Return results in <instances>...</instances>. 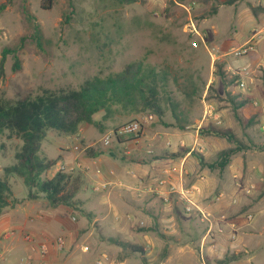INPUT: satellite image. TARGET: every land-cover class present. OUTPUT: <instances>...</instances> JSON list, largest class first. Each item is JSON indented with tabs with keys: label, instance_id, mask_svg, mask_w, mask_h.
Wrapping results in <instances>:
<instances>
[{
	"label": "rangeland",
	"instance_id": "rangeland-1",
	"mask_svg": "<svg viewBox=\"0 0 264 264\" xmlns=\"http://www.w3.org/2000/svg\"><path fill=\"white\" fill-rule=\"evenodd\" d=\"M42 1L47 0H0V7L5 5L0 10V59L3 48L16 46L19 39L30 32L22 13L23 5L35 16L45 37L42 50L32 41L25 43L20 52V71L12 70L13 57H7L5 75L0 78V98L14 102L41 94L46 89H79L89 78L107 76L145 58L147 63L167 76L168 94L171 102L177 105L176 113L180 121L186 125L198 124L206 111L215 107L223 122L217 127L232 131L236 140L250 144L248 147L252 150L257 146L264 148V12L255 15L251 10V7L263 8L258 0H138L124 6H117L111 0H52L48 10L41 7ZM230 1L232 4L218 7L217 15H210L216 2ZM65 13L70 14L69 21ZM190 22L196 25L202 39L187 32ZM214 26L218 34L214 32ZM258 33L260 39L254 51L243 57L233 54L234 49ZM194 42L197 47L193 46ZM243 67L250 70L246 89L239 87L238 73ZM233 98L247 101L244 111L234 110ZM169 104L165 105L163 118L176 126ZM103 115L104 112H100L93 117L102 124V128L90 125L82 133L85 143L94 144L98 150L112 149L115 141L110 147L101 143V139L112 131L136 120L143 126V117L150 114H118L107 121L103 120ZM224 122L228 124L224 126ZM209 123L202 127L204 133L211 131L213 122ZM142 134L143 127L138 139ZM219 139L223 141L224 138ZM22 144L15 137L9 138L8 132L0 133V179L9 184L11 195L8 202L12 206L18 203V199L28 198L29 194L21 178L5 173L6 167L15 164V154ZM67 146H74L72 135L48 132L39 156L57 163L42 178H51L56 174L61 148ZM77 172L73 171L74 174ZM247 172L242 178L243 183H254L257 191L246 195L245 203L249 209L252 208L254 219L242 237L249 248L254 249L255 256L253 260L246 256L239 263L231 264H264V153ZM85 188L83 186L80 191V199L95 197L90 185ZM91 206L87 203L84 208L92 211ZM126 212H123L125 216ZM212 213L224 214L233 220L232 215L225 212ZM79 216L88 219L83 212ZM112 218L113 215H109L108 220L112 221ZM16 233L18 235L19 231ZM101 233L104 234L102 231L95 234L100 237ZM107 234L116 236L115 231ZM135 243L143 244L138 238ZM135 255L128 264L144 262L142 251H137ZM18 257L15 254L16 260ZM73 260L72 264H93L97 259Z\"/></svg>",
	"mask_w": 264,
	"mask_h": 264
},
{
	"label": "crops",
	"instance_id": "crops-1",
	"mask_svg": "<svg viewBox=\"0 0 264 264\" xmlns=\"http://www.w3.org/2000/svg\"><path fill=\"white\" fill-rule=\"evenodd\" d=\"M213 29L218 34L217 27ZM245 107L238 110L244 111ZM210 109L211 116L184 130L165 118L146 115L140 139H122L110 150L99 149L103 154L98 156L85 154L94 144L85 143L82 133L90 125H82L73 135L74 146L61 148L58 171L62 167L81 171L85 189L90 185L95 197L83 200L79 192L77 206H51L42 195L34 200L23 197L14 206L9 205L0 216V264H22L21 259L27 256L37 263L42 259L43 247L48 249L46 264H72L73 258L91 257L102 259L103 264H128L137 251H142L144 258L139 264H202L198 252L201 245L206 264L241 252L251 253L247 259L253 260L255 251L242 237L252 222L244 219L252 208L245 203L244 189L248 185L242 178L248 169L252 170L264 148L252 150L245 143L223 171L202 166L200 157L205 163H214L221 150L236 145L227 138L221 141L200 134L209 122L215 127L223 123L215 107ZM255 191L256 185L252 194ZM183 192H190L191 201L202 209L232 215L235 229L228 223L225 235H216L213 241L205 239L206 225L196 211H185ZM87 203L92 211L84 208ZM81 212L88 219L81 218ZM109 215H113L112 221ZM136 217L141 219L135 222ZM96 231L104 234L98 237ZM112 231L116 236L107 234ZM27 235L34 241L26 242ZM58 237L65 239L61 250L55 243ZM137 238L142 245H136ZM122 242L129 246L124 248L119 244Z\"/></svg>",
	"mask_w": 264,
	"mask_h": 264
},
{
	"label": "trees",
	"instance_id": "trees-1",
	"mask_svg": "<svg viewBox=\"0 0 264 264\" xmlns=\"http://www.w3.org/2000/svg\"><path fill=\"white\" fill-rule=\"evenodd\" d=\"M117 6L130 5L138 0H111ZM232 4V2H216L210 13L214 16L218 7ZM52 0L42 1L43 9H50ZM5 5L0 7L3 9ZM257 15L264 12L263 8L251 7ZM22 13L27 21L30 32L19 39V44L14 47H5L0 59V78L5 75V62L9 55L13 57L12 70L18 72L22 68L20 52L27 41H32L42 50L44 33L30 9L22 6ZM67 21L70 14L65 13ZM172 98L167 90V76L162 70L140 59L126 65L121 71L107 76H94L87 79L79 89L44 90L41 94L27 96L17 101L0 98V133L8 132L9 138H17L23 142L20 150L15 154V164L5 168L6 175H15L21 178L29 189L28 199L34 200L44 196L52 206L67 205L77 206V195L85 185V177L81 171L59 170L51 179L42 178L43 174L56 165V161L39 156L41 144L49 131H57L67 135H76L82 125H95L102 128L99 121L94 120V115L104 112L103 120L107 121L118 114L141 115L148 113L162 119L166 113V103L173 112L178 127L184 130L185 122L179 120L176 113L177 105L172 103ZM234 110L245 106L247 101L232 99ZM252 123V121H251ZM247 126V125H246ZM200 134L225 138L237 142L235 146L221 150L214 163H205L200 157L201 165L210 169L223 171L229 164L232 156L245 147V143L238 141L232 131H225L211 125V131ZM121 140V139H120ZM119 141L115 140V144ZM102 151L93 147L86 149L87 156H98ZM108 154L112 155L111 151ZM11 189L6 181L0 179V216L9 205L8 199ZM124 248L127 243H119ZM136 251L137 247H131ZM247 253L229 254L217 264H230L243 260Z\"/></svg>",
	"mask_w": 264,
	"mask_h": 264
},
{
	"label": "built area",
	"instance_id": "built-area-1",
	"mask_svg": "<svg viewBox=\"0 0 264 264\" xmlns=\"http://www.w3.org/2000/svg\"><path fill=\"white\" fill-rule=\"evenodd\" d=\"M258 3L261 6H264V0H258ZM187 32H190L191 34H194L196 36H198L199 38L202 39V35L201 33L198 31V29L196 28V25L193 22H190L188 27H187ZM260 39V35L258 34H254L248 41H246L243 45H241L240 47H237L236 49L233 50V54L236 57H243V56H248L252 51L255 50V47L257 46V41ZM194 47H197V43L194 42L193 43ZM250 74V70L247 67H243L241 69V71L238 73V75L240 76L239 79V87L241 89H246L248 87V83H247V79L248 76ZM212 114V109H208L203 117V119L207 118L208 116H211ZM152 117L150 116V119ZM142 124L140 121L136 120V121H131L128 123H125L123 125H121L120 127H118L117 129H115L114 131H112L109 135L105 136L104 138L101 139V143L104 147H110V145L112 144L113 141H120V139H133L135 141L138 140L140 134L142 133ZM76 149H78L79 147H75ZM60 170H66V168L62 167ZM255 189V185L254 184H250L248 185L245 189H244V194L245 195H251L252 191ZM190 192H183V201L185 202V211L187 213H192L194 211H196V213L199 215L200 220L205 223L206 225V234H205V239H210V241L214 240V237L216 235H225L227 232V227L226 225L228 223H230V225L232 226V229H235V223L229 219L228 216L226 215H214L211 211L205 210L200 208L198 205H196L195 203H193L191 201V199L189 198ZM236 200H233V203H236ZM74 219V218H73ZM244 219L245 221H249L251 222L254 219V215L252 213H246L244 215ZM235 236L232 235L231 239H234ZM26 242H33L34 241V237L31 235H27L25 237ZM58 249H63L64 245H65V239L63 237H58L55 241ZM42 259L40 261H38L37 263H35L34 258L32 256H27L25 258L21 259V263L22 264H46L45 262V256L48 252V249L46 247H43L42 249ZM199 257H200V261L202 264H206V257L204 254V248L203 245L200 246L199 250ZM93 264H103L102 259H98L95 261V263Z\"/></svg>",
	"mask_w": 264,
	"mask_h": 264
}]
</instances>
